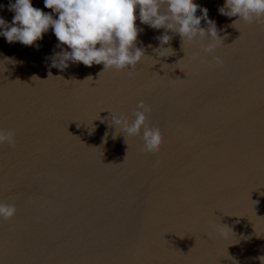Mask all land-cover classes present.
Here are the masks:
<instances>
[{"label": "water", "instance_id": "water-1", "mask_svg": "<svg viewBox=\"0 0 264 264\" xmlns=\"http://www.w3.org/2000/svg\"><path fill=\"white\" fill-rule=\"evenodd\" d=\"M194 2L223 43L209 53L207 37L169 32L172 53L157 50L165 29L137 19L144 56L122 71L49 68L51 29L38 49L0 37V129L14 133L0 144V203L16 207L0 219V264H261L264 17L233 23L224 0ZM141 101L155 152L110 118L135 119Z\"/></svg>", "mask_w": 264, "mask_h": 264}, {"label": "clouds", "instance_id": "clouds-1", "mask_svg": "<svg viewBox=\"0 0 264 264\" xmlns=\"http://www.w3.org/2000/svg\"><path fill=\"white\" fill-rule=\"evenodd\" d=\"M43 4L51 12L34 7L32 0H9L7 8L14 15L11 22L0 16V37L9 44L19 42L38 49L36 42L51 29L59 51H53L48 58L49 68L61 72L70 62L87 67L102 64V71L134 68L144 56V49L136 44L138 35L143 32L136 24L137 19L152 29H165V33L157 37L160 45L157 50L172 53L170 48L163 47L171 40L169 32L175 33L181 41L207 37L210 43L204 50L209 53L223 43L215 21L208 17V9L194 0H43ZM4 7L0 4V9ZM198 9L200 15H196ZM218 12L229 18L237 17L233 23L250 24L264 17V0H224ZM201 21L206 28L201 27ZM213 59L217 64L223 63L220 57ZM149 112L150 108L141 101L134 113L135 119L113 113L110 118L115 130L119 127L128 136H141L144 150L155 152L162 143V135L157 127L147 126ZM4 143L13 145L14 133L0 129V144ZM15 214L14 205L0 203V219L9 220ZM258 259L264 264V256Z\"/></svg>", "mask_w": 264, "mask_h": 264}]
</instances>
